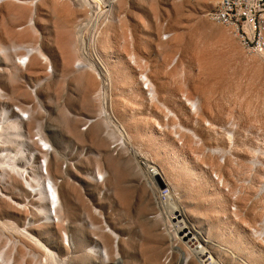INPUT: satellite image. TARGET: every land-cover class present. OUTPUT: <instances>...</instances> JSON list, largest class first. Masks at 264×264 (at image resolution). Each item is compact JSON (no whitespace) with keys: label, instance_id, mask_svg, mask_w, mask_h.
I'll use <instances>...</instances> for the list:
<instances>
[{"label":"rangeland","instance_id":"1","mask_svg":"<svg viewBox=\"0 0 264 264\" xmlns=\"http://www.w3.org/2000/svg\"><path fill=\"white\" fill-rule=\"evenodd\" d=\"M210 7L0 0V264H200L170 189L222 264H264V55Z\"/></svg>","mask_w":264,"mask_h":264},{"label":"bare ground","instance_id":"2","mask_svg":"<svg viewBox=\"0 0 264 264\" xmlns=\"http://www.w3.org/2000/svg\"><path fill=\"white\" fill-rule=\"evenodd\" d=\"M100 2H102V1H100ZM211 2H212V0H211ZM85 3L87 4V2H85ZM90 6H92V5H90ZM98 6H100V5H98ZM99 36H100V34L98 35V37ZM97 42H98V40H97ZM88 43L90 44V41ZM33 53H35V51H33V49H30L29 55L33 54ZM262 55H264V54H262ZM124 138H125V136H124ZM45 143H47V142L45 141ZM133 152H134V155H136L140 161H143L144 163H146V165L149 169V172L152 175L153 180L156 181L158 184H160L159 180L157 179V178H159L164 183L163 187L159 185L161 187V188H159L160 189L159 193L162 196L170 188L169 182L167 181L164 173L156 164H153L144 155H142L136 148L133 150ZM52 170H54V169H52ZM55 170H56V172H59V160L58 159L55 160ZM164 181L168 185L167 188H165L166 184ZM51 188H52L53 199L51 200L52 204L50 205V209L51 208L55 209V213L59 214L63 219L68 218L69 217V210H68V208L66 209L62 203L60 186H58L56 183L53 182L51 184ZM170 192H171V195H168V197H169V203L171 205H170L167 213H168V215H173V217H171V218L176 220L174 222V225L176 227V232L181 234V236H180L181 238L187 239L186 244H189L188 246L191 247L192 251H194V253H196L199 256L198 261L200 264H222V262L219 261L207 249L206 242H209L208 238H206L203 235V233L196 227V225L188 218L185 209L177 203V199L175 198V194L172 193L173 191H171V189H170ZM47 205L49 206L48 201L45 202L46 207H47ZM58 225H60V224H58ZM97 238L99 241H103L109 247V252H106L107 255L105 256L106 257L105 261L106 262H113V261H111L110 253L112 251L118 250V243H117L118 241L114 240L111 237H108L102 230L99 231V233L97 232ZM235 256L240 259V257L238 255L235 254ZM117 258H119V256ZM240 260L242 261V259H240ZM4 261L5 260L2 258L1 262H4ZM242 263L244 264V261H242ZM6 264H11V263L7 261Z\"/></svg>","mask_w":264,"mask_h":264},{"label":"built area","instance_id":"3","mask_svg":"<svg viewBox=\"0 0 264 264\" xmlns=\"http://www.w3.org/2000/svg\"><path fill=\"white\" fill-rule=\"evenodd\" d=\"M206 15L215 22L229 26L248 52L264 54V0H212ZM170 36L167 32L163 38ZM174 258L170 259L165 254L161 264H174ZM178 264L184 262L180 260Z\"/></svg>","mask_w":264,"mask_h":264},{"label":"water","instance_id":"4","mask_svg":"<svg viewBox=\"0 0 264 264\" xmlns=\"http://www.w3.org/2000/svg\"><path fill=\"white\" fill-rule=\"evenodd\" d=\"M157 179L159 180L160 185L163 187L164 183L159 178H157Z\"/></svg>","mask_w":264,"mask_h":264},{"label":"crops","instance_id":"5","mask_svg":"<svg viewBox=\"0 0 264 264\" xmlns=\"http://www.w3.org/2000/svg\"><path fill=\"white\" fill-rule=\"evenodd\" d=\"M67 35H69V34H67ZM66 59H67L68 61H71L73 58L69 56V57H67Z\"/></svg>","mask_w":264,"mask_h":264}]
</instances>
